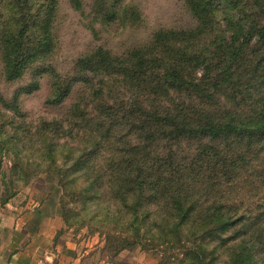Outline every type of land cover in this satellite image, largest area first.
I'll return each mask as SVG.
<instances>
[{
    "label": "rangeland",
    "instance_id": "374dc122",
    "mask_svg": "<svg viewBox=\"0 0 264 264\" xmlns=\"http://www.w3.org/2000/svg\"><path fill=\"white\" fill-rule=\"evenodd\" d=\"M207 3L216 10L214 22L203 23L201 5L190 0H0V208L24 234V250L48 264H233L238 242H223L231 233L196 236L190 223L177 227L174 202L194 206L191 217L198 221L217 210L236 220L259 217L257 228L264 231V138L220 142L224 152L242 154L241 160L229 155L238 171L214 169L217 151L197 139L154 141L151 160L161 146L166 153L172 148L183 161L182 174H193L170 187L183 196L148 201L149 188L131 191L116 182L118 172L131 167L127 160H139L134 151L142 140L132 127L138 111L130 115V107L133 99L148 104L145 93L122 72H88L79 64L100 49L130 63L135 49L150 46L163 59L182 48L208 60L231 44L228 11L248 13L256 21L247 26L264 24V0ZM257 36L213 102L172 90L151 98L150 106L180 110L201 102L215 122L229 112L236 122L264 124V41ZM21 37L16 56L11 42ZM169 38L179 42L173 46ZM12 55L24 66L16 79L7 78ZM195 157L212 169L195 173ZM201 243L206 258L196 263L192 248Z\"/></svg>",
    "mask_w": 264,
    "mask_h": 264
},
{
    "label": "trees",
    "instance_id": "16d2710c",
    "mask_svg": "<svg viewBox=\"0 0 264 264\" xmlns=\"http://www.w3.org/2000/svg\"><path fill=\"white\" fill-rule=\"evenodd\" d=\"M208 1L190 0V3L194 5H197L196 3L201 5L202 11L200 16L204 18L203 23L206 21L214 22L216 20V10L208 5L211 4L207 3ZM220 1L226 2L228 0ZM226 17H228V24L233 28V33L229 36L231 44L226 51L218 50V55L208 60H205V55L202 56V53L199 56L196 53L192 56H187L185 50L182 48L176 51L173 49L168 52V59H163L154 55V46L135 49L132 55V62L126 64L120 58H111L102 49L89 57L79 60L82 70L88 72H103V69L109 68L116 73L122 72L124 76L137 82L132 86L139 87V92L145 93L144 102H148V104H140L133 99L131 101L132 107H130V115H134L138 111V114L136 113L138 118L133 122L132 127L139 133L142 140V145H138L136 147L137 151H134L137 154L139 153V160L136 157L127 160L128 166L131 165V167L129 170L118 172L119 176L116 182L120 185L126 184L127 187L132 189L131 191L135 188L136 190H146L149 188L148 201L150 199L155 200L157 197L161 199V197L168 196L169 199H173V197L183 196L181 192L171 190L170 187H175L176 182H182L185 177L193 174L192 171L188 172L187 170L182 174L184 169L180 165L183 161L178 159L177 152H174L172 148L166 153L165 148L161 146L158 157L155 160H151L149 158L150 146L154 141L181 144L184 140L197 139L199 142L204 143V147L208 150L215 148L214 150L217 151L216 154L219 155L218 160H212L214 169L226 167V171L231 168L238 171L241 169L240 166L231 163L229 155H232L237 160H241L242 154H228L224 152L226 149L223 150L220 142H225L230 138H236L238 141L252 137L264 138V124H252V120L236 122L233 120L234 118H230L229 112L224 118H228L227 121L223 119L222 121L215 122L213 120L214 115L200 107L201 102H213L218 92L223 89L219 87L225 84V82H231L233 79V68L242 55L244 47L250 43L254 36L258 35L259 41H264V24L255 25L253 23L248 26L244 24L246 21H256L248 13L243 12L238 14L228 11ZM169 39L173 46L179 42L175 38ZM180 42L184 43L183 41ZM22 43V37L18 41L11 42V51L16 56H18V52L22 49ZM16 56L12 55L10 57L14 61L12 62V67L7 72L8 79H16L21 76L20 71L24 67L23 61L16 60ZM197 67H204L200 78L194 75V70ZM126 70L132 72V74L127 75ZM34 85L32 84L28 90H32ZM138 90H135V92H138ZM172 90L186 91L201 102L194 104L190 109L185 107L180 110L175 106H150L149 101L151 98L168 96ZM66 93L67 91L60 92L57 101H62L66 97ZM214 142L218 145L212 146ZM172 153L176 154V157ZM210 155L212 157L213 154ZM194 166L198 169L195 172L197 174L200 171L212 169L206 160L198 157L194 158ZM210 183L211 185L215 184L212 179ZM151 189H154V192ZM166 190H168L167 195L164 194ZM132 195H136L135 192ZM174 204V209L177 211L176 215L181 217V222L178 223L177 227H185L190 223L191 226H195L197 229L196 236L206 235V233L209 234L215 230L231 233L223 242L224 244L231 240L238 242V254L233 258V264H260V253L264 249V231L257 228L260 220L259 217L253 220L254 217L240 216L236 220L226 213H221L217 210L216 212L207 214L205 217L200 216L198 221L196 217H191L195 211L194 206L184 208L178 202H174ZM197 207L199 206L197 205ZM192 254L194 257L191 258L194 259V262L205 261L206 257L204 255L206 254V249L204 245L202 243L198 245L194 244ZM262 263H264V260H262Z\"/></svg>",
    "mask_w": 264,
    "mask_h": 264
},
{
    "label": "crops",
    "instance_id": "0c3cea01",
    "mask_svg": "<svg viewBox=\"0 0 264 264\" xmlns=\"http://www.w3.org/2000/svg\"><path fill=\"white\" fill-rule=\"evenodd\" d=\"M2 209L0 208V264H48L24 250V234L7 220Z\"/></svg>",
    "mask_w": 264,
    "mask_h": 264
}]
</instances>
